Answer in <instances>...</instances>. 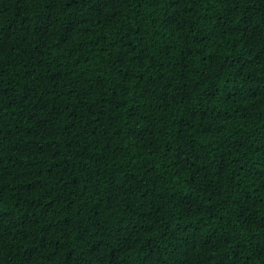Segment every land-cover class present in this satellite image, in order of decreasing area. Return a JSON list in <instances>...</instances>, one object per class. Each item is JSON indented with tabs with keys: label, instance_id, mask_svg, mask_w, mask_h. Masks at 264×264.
<instances>
[{
	"label": "trees",
	"instance_id": "1",
	"mask_svg": "<svg viewBox=\"0 0 264 264\" xmlns=\"http://www.w3.org/2000/svg\"><path fill=\"white\" fill-rule=\"evenodd\" d=\"M0 264H264V0H0Z\"/></svg>",
	"mask_w": 264,
	"mask_h": 264
}]
</instances>
